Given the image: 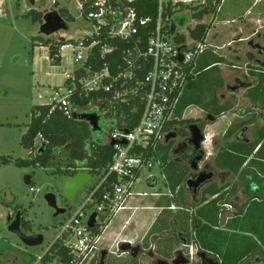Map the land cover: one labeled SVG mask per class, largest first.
<instances>
[{
  "label": "built area",
  "instance_id": "2783aa9c",
  "mask_svg": "<svg viewBox=\"0 0 264 264\" xmlns=\"http://www.w3.org/2000/svg\"><path fill=\"white\" fill-rule=\"evenodd\" d=\"M152 1L158 4L155 18L141 16L138 0H65L66 10L80 22L84 37L61 48L62 63V52H70L69 68L61 74L63 84L55 87L50 104L69 118H103L105 142L110 146L115 143L108 169L95 175L99 181L71 212L53 242L62 243L69 251L72 264H86L90 256H95L101 236L93 231L104 229L103 225L126 210L141 172L160 164L159 148L176 127L180 99L194 82L196 59L206 49L188 41L182 46L168 41L170 19L174 16L167 14L168 4L185 0ZM110 41L132 44L123 53L125 64L119 65L115 73L110 69L109 58L116 48ZM176 46L189 49L178 51ZM180 56L184 58L182 62ZM138 115L139 121L134 124ZM30 190L40 192V188ZM93 214H97V224L90 229ZM43 256L35 264H41Z\"/></svg>",
  "mask_w": 264,
  "mask_h": 264
},
{
  "label": "rangeland",
  "instance_id": "374dc122",
  "mask_svg": "<svg viewBox=\"0 0 264 264\" xmlns=\"http://www.w3.org/2000/svg\"><path fill=\"white\" fill-rule=\"evenodd\" d=\"M32 1H34V4ZM185 1L182 4L189 5L194 1L192 6L195 7L202 6L205 2V0ZM55 2L58 4L57 6ZM253 2L254 0H224L223 6L225 5V8L222 15L244 16L246 10ZM64 8L66 9L65 0H0V125H2L0 127V159L10 158L12 161L9 165L0 163V264H30L29 262L35 264L36 261L32 262L30 256L34 255L38 258L47 252L59 235L62 224L67 220L71 212H74L80 206L86 197L87 191L99 181L97 176L94 175L91 183L84 187L76 198L66 199L64 186L67 179L65 170L69 158L68 151L61 153L54 151L52 164L47 168L33 166L18 168L13 163L17 160L35 157L31 150L21 146V138L27 132L31 121V110L35 106L51 103L52 96L55 93V86L63 84L61 74L69 68L70 52L68 50L62 52L64 61L61 66H53L51 61L50 64L46 57L47 55H42L37 66H33L32 52L34 41L39 42L38 38L47 39L48 37L40 34L42 24L35 22L33 15H29V13L35 11L34 13L45 15L55 9V11L59 12V10ZM262 8H264V0L258 7L255 6L253 10L257 12ZM73 22L69 24L70 32L64 35L74 41H78L84 37V32L81 30L80 22L76 20ZM205 23L210 24V31H212L207 45L209 51L202 57L208 56L210 58L211 55L210 60H213L212 53L215 51L221 52L223 55L233 52L236 46L234 43H231L233 46H228L230 43L224 39V32L220 25H215L213 17L206 18ZM191 25L194 26V21H192ZM259 29L251 28L248 34H250L249 37L261 35L263 38L261 43L264 45V28ZM64 35L62 33L61 37H65ZM214 35L215 37L213 38L212 36ZM58 38V36L49 37L53 41ZM248 40L249 38L242 39L244 45L234 51L245 56L250 51L245 44ZM234 41H236L235 43L240 41V36ZM44 54L46 53L44 52ZM224 61L229 64L225 59ZM201 66L199 67L200 69H202ZM221 69L226 68L224 66L222 68H214L204 77H201L198 80V88L200 89L202 86V92L205 90L204 93H208L210 85L211 92H214L217 89V85H219V81H221ZM197 92L200 95L198 99L201 100L202 92ZM182 123H178L177 126ZM169 172L170 170L160 167V164H156L151 170H143L136 185L133 199L141 206H144L146 202L154 200L151 195L167 193L168 187L165 178ZM27 177H31L30 185L26 183ZM153 178L157 180V185L154 189H150L147 183ZM32 187L40 188V192L32 193L30 190ZM184 189H186V186H184ZM142 193L148 194L150 198L140 197ZM48 194H54L57 197L58 205L67 210L66 214L55 217V211L49 207L46 200ZM17 208L18 212H23V219L31 224L30 230L26 226H22V230L27 235L42 234L45 238L43 246L28 248L16 235L9 232L8 219L9 217L15 218L18 213ZM224 209L226 211L227 208ZM263 209L264 205L249 204L244 209L246 217L240 220L242 223L240 230L252 232L254 234L252 237L258 239L257 228L264 229ZM143 213V211L139 212L141 215ZM126 214H130V212H123L119 216L110 233L118 231L121 217ZM169 215L172 218L177 215L184 218L183 221L186 222L185 228L191 233V241H189V244L181 246L182 252L186 257H191V264H201V260L198 257L200 248L197 243L203 240L205 242L210 237L207 235L202 236V234H200L199 238L196 235L194 237V227L190 226V223L195 218H198L197 213H194L189 208V213H184L181 210L169 212ZM255 218L258 219V223ZM104 227L105 225H103ZM135 229V223H133L129 230L125 232L124 237L133 236ZM215 236L218 237L219 241L206 247L209 256L216 259L214 260L215 263L220 261L221 264L223 262L225 264H242V254L237 251L236 243L239 241L245 245L249 243L251 247L254 244L253 238L228 234H216ZM167 237L166 244L161 243L164 246L155 247L154 250L145 244H139L141 251L138 250L140 252L138 257L132 253V248L125 251L122 249L125 246H122V248L119 245L115 246L110 237L100 243L99 246L101 250L109 251L110 254L104 258L103 253L96 252L94 257L90 256L87 259L86 264H154V260H159L157 256H161L166 260L170 259L172 251L169 250L174 247L176 241L172 240L170 236ZM223 240L225 241L224 244ZM129 244L124 243L123 245Z\"/></svg>",
  "mask_w": 264,
  "mask_h": 264
},
{
  "label": "crops",
  "instance_id": "0c3cea01",
  "mask_svg": "<svg viewBox=\"0 0 264 264\" xmlns=\"http://www.w3.org/2000/svg\"><path fill=\"white\" fill-rule=\"evenodd\" d=\"M262 1L254 0L245 15L238 17L222 15L225 8L223 1L213 20L215 25H220L222 28L224 39L230 43L228 46H233V43L238 46L234 47L233 52L228 53L229 56L215 51L212 53L213 60H210L211 55L210 58L202 57L209 51L207 45L212 30L209 31L205 42L206 49L196 59L195 80L191 87H188L184 92L176 111L175 126L181 122H200L206 125L204 133L207 142L204 144L203 150L206 153L205 161L210 164L213 173L212 179L196 192L190 191L187 187L184 189L189 174L188 170L175 159L172 142L169 145L164 143L159 148L158 160L160 167L170 170L165 178L168 192L159 193V196L151 195L154 200L146 202L144 206L137 203L133 197L130 199L126 210L119 212L112 219L100 237L97 252L103 253L104 258L110 252L101 250L99 246L110 237L115 246L119 245L120 248L125 246L122 249L127 251L131 248L132 250L141 249L139 244H145L154 250L155 247L165 245L167 236H170L172 240L176 241L174 247L169 250L172 251L171 254L182 251L181 246L186 245L187 240L191 241V233L186 230V222L183 221V217L177 215L172 218L169 212L183 210L184 213H189V208L198 216L190 223V226L194 227V237L196 235L199 238L200 234L210 237L205 242L203 240L197 243L203 259L216 260L209 256L206 249L219 241L216 234L253 238L252 232L240 230L242 224L240 220L246 217L244 209L249 204L264 205V63H252L251 65L250 61L234 50L244 45L242 39L249 38L251 40L255 37L253 35L249 37V29L264 28V8L257 12L253 10ZM251 10L253 11L251 12ZM191 23L189 27L192 26ZM239 36L240 41L235 43L234 40ZM212 37L214 38L215 35ZM35 45L37 46L33 47L32 52L33 66H37L42 55H47L50 63L48 48L40 46V44ZM200 65H202V69L199 68ZM223 66L226 69L220 71L221 81H219L217 89L211 92L209 85V92L204 93L205 90L202 92V86L200 89L198 88V80L214 68ZM238 78L240 83L234 81ZM197 91L202 92L201 100L198 99L200 95ZM152 184L157 185V180ZM220 193L222 196L218 198ZM146 198H150V196ZM224 208H227L226 211ZM140 211L144 213L141 215ZM123 212H130V214L123 215L118 231L110 233ZM255 220L258 223V219L255 218ZM133 223L136 228L135 234L124 237L125 232ZM257 235L258 239H252L254 243L252 247L249 243L247 245L240 241L236 243L237 251L242 254V261L240 260L242 264H250L257 255L262 258L264 264V229L258 227ZM124 243L130 244L123 245ZM246 246L248 247L245 248ZM34 257L37 259V256ZM157 259L166 260L161 256H157ZM216 264H221V262L217 261Z\"/></svg>",
  "mask_w": 264,
  "mask_h": 264
},
{
  "label": "trees",
  "instance_id": "16d2710c",
  "mask_svg": "<svg viewBox=\"0 0 264 264\" xmlns=\"http://www.w3.org/2000/svg\"><path fill=\"white\" fill-rule=\"evenodd\" d=\"M223 1L224 0H205L202 6L196 7L192 6L194 1L189 5H184L182 3L173 5V3L170 2L167 8V14H169L170 17L178 13H190L194 21V26L189 27L184 35H178L175 39V43L182 46L188 41L193 46H205L206 39L211 29L210 24L205 23V19L210 16L214 18ZM57 5L58 4H56V6ZM137 7L141 16L155 18L158 4L152 0H138ZM34 12L35 11L30 12L29 15H33V20L35 22L43 24L44 14ZM59 13L68 24L71 22L74 23V17L70 15L66 9L59 10ZM64 38V41L61 40L60 37L56 41H53L49 38L43 39L40 37L38 38L39 42L34 41L33 46H37L35 44H40V46L48 48L49 60L52 62V65L61 66V48L73 41L66 36ZM109 44L116 48L114 56L109 58L112 60L110 69L115 73L119 65L125 64V56L123 53L131 49L132 44L124 41H110ZM106 61H108V58ZM191 85L189 87H191ZM137 121H139V115L134 119V124H136ZM87 123L88 122L83 119V116L80 115H78L77 118L65 116L58 109H54L52 104L33 107L27 132L21 138V146L27 150H31L32 153L35 154V157L17 160L13 163L18 168H28L31 166L47 168L52 164L54 151L57 153L68 151L69 158L65 170V175L67 177L78 175L81 173L80 170L82 169L88 170L93 176L106 171L112 162L114 149L105 142L106 131L104 119L100 118L102 127L101 133H94ZM1 126L2 125H0V127ZM0 163L9 165L12 161L10 158H1ZM152 182L155 183L156 180L153 179ZM22 226H26L29 230L31 229V224L24 219ZM104 229L96 228L93 232L97 236H101ZM30 258L32 262L37 261L34 256H30ZM73 260V257L70 256L69 251L63 247L62 243L57 242L53 244L49 251L43 256L41 264H72ZM29 263L31 264V262Z\"/></svg>",
  "mask_w": 264,
  "mask_h": 264
},
{
  "label": "water",
  "instance_id": "95a60500",
  "mask_svg": "<svg viewBox=\"0 0 264 264\" xmlns=\"http://www.w3.org/2000/svg\"><path fill=\"white\" fill-rule=\"evenodd\" d=\"M34 4V1H32ZM192 16L190 13H178L170 19V29L168 33V41L175 46L176 37L186 31L191 23ZM70 26L65 21V19L60 15L58 11H51L44 15L43 24L40 27V34L46 37L58 36L61 40H65L64 37H61V34H67L70 32ZM238 46V44L236 45ZM178 51L182 49H189L188 46L177 47ZM182 62L184 58L179 57ZM74 118H77L75 116ZM83 119L88 122L94 133H101L102 127L100 124V118L97 115H85ZM205 128L199 126L198 124H192L188 128L189 132V141L193 145L196 151H201V155L196 159V164L200 163L205 158V151L202 150L204 144L207 142V137L204 133ZM178 137V129L174 128L170 133L166 135L165 145H169ZM124 144H126L124 142ZM115 143L113 142L111 146L113 147ZM197 168H194L196 170ZM212 178V174L201 173L197 180H189L187 187L189 190L196 192L200 187H202L207 181ZM92 181V175L90 173H79L78 175L67 177L64 186V196L66 199H74L77 197L78 193L84 189ZM26 183L30 185L31 177L26 178ZM148 188L154 189L155 184H152V179L147 183ZM47 203L50 208L55 211V217L64 215L67 213V210L58 205V199L54 194H48L46 196ZM23 215L22 212H18L15 215V218H9V227L8 230L10 233L16 235L20 241L28 248H36L43 246L45 243V238L42 234H32L27 235L22 230ZM97 224V214H93L89 221L90 229H94ZM260 258V257H259ZM262 259V258H261ZM262 261V260H261ZM181 263V262H180ZM179 264V263H177ZM259 264H263L260 262Z\"/></svg>",
  "mask_w": 264,
  "mask_h": 264
},
{
  "label": "flooded vegetation",
  "instance_id": "af4514ba",
  "mask_svg": "<svg viewBox=\"0 0 264 264\" xmlns=\"http://www.w3.org/2000/svg\"><path fill=\"white\" fill-rule=\"evenodd\" d=\"M262 41V36L258 35L257 37L252 38L251 40H249L248 42H246L245 44L249 47L250 52L246 53V55L244 56L245 59H247L248 61H250L253 64H262L264 63V45L261 43ZM239 78L238 79H234L235 82H239ZM241 82V81H240ZM239 82V83H240ZM192 124H198L201 127H205L206 125H204V123H200V122H194V123H185L183 122L181 125H178L174 128L178 129V137L172 141L171 145L173 147V153H174V157L175 159H177V161L180 162L181 165H183L185 167L186 170H188V177L186 180V187H187V183L189 180L193 179V180H197L199 175L201 173H206V174H212L211 171V167L210 164L205 161V158L202 162L197 163L196 164V159L201 155V151H196L193 147L192 144H190L189 141V132H188V128L190 125ZM106 131V129H105ZM203 150V148H202ZM194 168H197L196 170H194ZM212 179V178H211ZM210 181V180H209ZM207 183V182H206ZM188 188V187H187ZM192 192H194L193 190H190ZM222 196V193H220L217 197L220 198ZM187 244H189V240H187ZM186 244V245H187ZM141 249H133L132 253L135 254L137 257L139 255ZM138 252V254H137ZM198 257L201 260V264H216L214 261L210 260V259H203L201 257V253L198 252ZM262 259L259 258V256H255L253 258V261L250 262V264H259ZM181 264H191L192 260L191 257H186L182 251L180 252H176L172 254V257L170 259L161 261V260H154V264H177L180 263Z\"/></svg>",
  "mask_w": 264,
  "mask_h": 264
}]
</instances>
